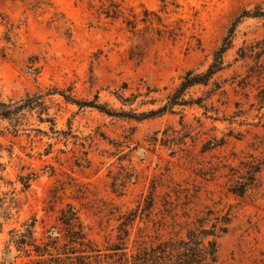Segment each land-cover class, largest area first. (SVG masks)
I'll list each match as a JSON object with an SVG mask.
<instances>
[{"label": "rangeland", "instance_id": "374dc122", "mask_svg": "<svg viewBox=\"0 0 264 264\" xmlns=\"http://www.w3.org/2000/svg\"><path fill=\"white\" fill-rule=\"evenodd\" d=\"M246 11L264 0H0V100L45 96L0 117V264L23 263L11 230L34 217L41 238L69 204L108 264L223 216L216 264H264V17ZM234 25L223 71L188 105L131 118L205 72Z\"/></svg>", "mask_w": 264, "mask_h": 264}, {"label": "trees", "instance_id": "16d2710c", "mask_svg": "<svg viewBox=\"0 0 264 264\" xmlns=\"http://www.w3.org/2000/svg\"><path fill=\"white\" fill-rule=\"evenodd\" d=\"M118 11L115 12L117 15ZM244 17H264V13L245 12ZM240 22V21H238ZM236 25L225 38L223 45L216 51L214 61L205 72L196 73L192 70L187 72L176 93L169 97L170 101L161 109L150 111L140 115H133L134 119L144 120L155 118L160 114L174 112L176 106H186L189 102L182 96L192 87L207 86L224 69V56L232 44V36ZM55 90L49 91V95ZM65 100L77 104L80 107H92L101 112L107 111L104 105L94 101L80 102L72 97L61 93ZM44 95L28 96L27 99L18 103H6L0 100V117L2 119H19L26 110H34L37 106L45 107ZM126 114V113H117ZM4 171L0 164V172ZM259 169L250 168V179L245 183H238L231 192L244 197L249 189H252L256 174ZM235 175V174H234ZM214 215L209 211L208 216ZM231 218L229 216L217 217L214 221L209 218L198 219L195 227L187 233L182 241L169 240L159 243L151 249L140 250L136 254L128 256L126 248L115 247L110 251H123L121 264H216L219 260L218 239L230 230ZM210 224V227L208 225ZM37 219L23 223L22 229L10 231L9 247H14L18 252V258H23L22 264H108L104 259L110 258L111 254H102L88 238L87 227L81 219L78 210L73 205H67L57 217V223L46 229L42 237L38 238L36 231ZM126 237L130 232L125 231ZM131 257V261L129 260Z\"/></svg>", "mask_w": 264, "mask_h": 264}]
</instances>
